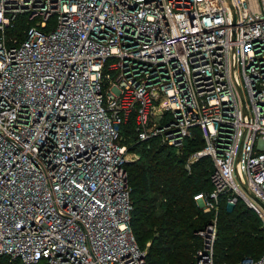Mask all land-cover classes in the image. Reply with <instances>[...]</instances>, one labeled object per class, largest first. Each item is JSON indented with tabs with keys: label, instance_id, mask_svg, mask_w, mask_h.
I'll use <instances>...</instances> for the list:
<instances>
[{
	"label": "built area",
	"instance_id": "built-area-1",
	"mask_svg": "<svg viewBox=\"0 0 264 264\" xmlns=\"http://www.w3.org/2000/svg\"><path fill=\"white\" fill-rule=\"evenodd\" d=\"M131 117L136 143L199 135L188 175L210 160L193 264H215L223 201L264 236V0H0V259L146 264L120 143Z\"/></svg>",
	"mask_w": 264,
	"mask_h": 264
},
{
	"label": "trees",
	"instance_id": "trees-1",
	"mask_svg": "<svg viewBox=\"0 0 264 264\" xmlns=\"http://www.w3.org/2000/svg\"><path fill=\"white\" fill-rule=\"evenodd\" d=\"M16 28L8 32L21 36L22 27ZM120 134V143L139 154L138 162L125 165L133 207L131 231L140 248V240L156 234L152 247L160 255L158 259H146V264H191L192 252L200 246L198 242L195 247L194 231L211 217L210 213H202L192 200L193 194L211 188L210 160L198 161L190 175L183 166L185 158L201 147L199 135L195 133L194 137L186 139L177 155L173 147L160 146L155 140L136 143L132 117L121 126ZM263 250L264 236L255 214L240 202L232 207L221 202L214 245L215 264H234L246 256L255 258ZM0 264L19 263L2 257Z\"/></svg>",
	"mask_w": 264,
	"mask_h": 264
},
{
	"label": "rangeland",
	"instance_id": "rangeland-1",
	"mask_svg": "<svg viewBox=\"0 0 264 264\" xmlns=\"http://www.w3.org/2000/svg\"><path fill=\"white\" fill-rule=\"evenodd\" d=\"M51 22H53V19L51 20ZM155 142H157L156 140H155ZM158 143V142H157ZM128 144V143H127ZM126 145V144H125ZM130 147L129 148H127V158H128V163H135V162H138V160H139V154L137 153V152H135V150H132V149H130ZM175 149V148H174ZM180 151V150H179ZM179 151H176V149H175V153L178 155V154H180V152ZM196 164V163H195ZM192 168H193V165H192V167H191V171H192ZM208 169L210 170L211 168H209L208 167ZM157 202V201H156ZM155 202V203H156ZM196 231V230H195ZM195 231H194V235H195V240H194V242H196V245H195V247H197L198 246V242H199V240H198V238H197V236H196V234H195ZM155 236H156V234L155 235H153V234H151L150 236H147V237H145V238H143L142 240H140V244H141V246H142V249L143 250H145V252H146V259L148 260V259H158V257H159V255H157V252L153 249V245H152V239L153 238H155ZM196 249V248H195ZM194 249V250H195ZM193 250V252H192V255H191V264H193V257H194V253H195V251Z\"/></svg>",
	"mask_w": 264,
	"mask_h": 264
}]
</instances>
